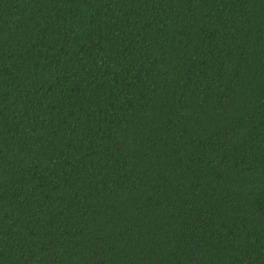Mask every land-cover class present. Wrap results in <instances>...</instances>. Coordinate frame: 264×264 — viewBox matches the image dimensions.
<instances>
[{
  "label": "trees",
  "instance_id": "obj_1",
  "mask_svg": "<svg viewBox=\"0 0 264 264\" xmlns=\"http://www.w3.org/2000/svg\"><path fill=\"white\" fill-rule=\"evenodd\" d=\"M0 264H264V0H0Z\"/></svg>",
  "mask_w": 264,
  "mask_h": 264
}]
</instances>
